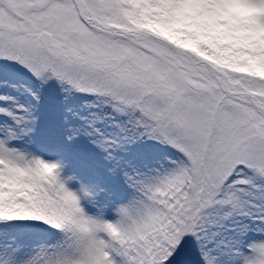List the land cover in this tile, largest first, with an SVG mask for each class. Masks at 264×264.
Here are the masks:
<instances>
[{
  "label": "snow or ice",
  "instance_id": "6c2138e0",
  "mask_svg": "<svg viewBox=\"0 0 264 264\" xmlns=\"http://www.w3.org/2000/svg\"><path fill=\"white\" fill-rule=\"evenodd\" d=\"M0 264H264V0H0Z\"/></svg>",
  "mask_w": 264,
  "mask_h": 264
},
{
  "label": "rangeland",
  "instance_id": "374dc122",
  "mask_svg": "<svg viewBox=\"0 0 264 264\" xmlns=\"http://www.w3.org/2000/svg\"><path fill=\"white\" fill-rule=\"evenodd\" d=\"M86 207H89V206L86 205ZM89 208H90V207H89ZM91 211H95V210L92 209Z\"/></svg>",
  "mask_w": 264,
  "mask_h": 264
}]
</instances>
